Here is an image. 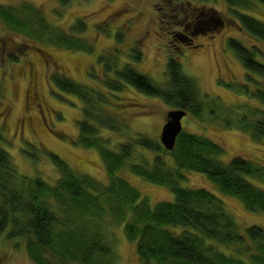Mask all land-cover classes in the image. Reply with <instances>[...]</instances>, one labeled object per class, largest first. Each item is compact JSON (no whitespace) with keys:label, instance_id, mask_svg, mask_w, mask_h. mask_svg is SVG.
I'll list each match as a JSON object with an SVG mask.
<instances>
[{"label":"trees","instance_id":"1","mask_svg":"<svg viewBox=\"0 0 264 264\" xmlns=\"http://www.w3.org/2000/svg\"><path fill=\"white\" fill-rule=\"evenodd\" d=\"M74 1L82 0L60 3L66 6ZM174 1L192 10L183 24L186 35L176 31L168 36L170 39L192 47L195 45L190 35L215 34L221 28L220 21L224 25L229 20L264 43V21L246 12L264 7V0H223L231 10L224 17L215 7L193 5L196 1L206 4L214 0ZM0 19L27 38L76 51L92 50L79 36L87 29L86 20L77 18L70 25V33H64L27 1L18 6L1 5ZM121 39L118 32L116 41ZM227 43L247 71L248 81L255 86L252 92L245 86L246 92L264 105V49L231 37ZM129 53L135 62L141 60L137 47ZM98 62L104 68L102 77L96 69L91 71L94 85L79 83L59 72L51 79L58 90L83 102L84 118L78 121L76 141L99 151L108 184L76 172L54 154L50 156L59 171L54 184L21 175L8 151L0 147V233L11 227L9 237H25L29 258L36 264H113L116 254L109 231L112 224L123 225L126 238L135 243L141 264H264L263 225L252 224L242 233L223 198L204 187L179 184L187 178L185 170L203 173L218 192L238 198L248 211L264 213V187L249 180L253 176L264 181V163L240 156L224 162L219 159L224 153L220 144L183 130L172 150L144 134L120 141L114 148L108 146L111 134L121 133V124L126 125L112 110L115 106L111 98H119L118 93L127 87L158 97L171 109L185 107L188 113L201 116L203 102L198 86L194 78L184 73L180 58H169L164 86L129 62L119 63L109 55L100 56ZM253 110L252 114L260 118L244 116L240 121L261 140L264 107ZM101 127L110 129L111 134L105 137ZM136 145L152 151L151 162L133 159ZM169 156L175 165L169 164ZM125 165L147 181L167 185L174 199L151 206L146 195L117 175Z\"/></svg>","mask_w":264,"mask_h":264},{"label":"rangeland","instance_id":"2","mask_svg":"<svg viewBox=\"0 0 264 264\" xmlns=\"http://www.w3.org/2000/svg\"><path fill=\"white\" fill-rule=\"evenodd\" d=\"M24 1L33 4L51 22L59 9L58 0H0V6H18ZM193 5L205 8L215 7L221 16L231 14L230 7L223 0H214ZM180 6L174 0H82L74 1L63 8L54 23L69 28L77 18L87 21V29L78 35L91 46L90 52L72 50L36 41L17 34L0 19V147L6 149L21 175L40 177L54 184L59 171L50 154L59 156L76 172L107 185L109 177L99 151L77 143L78 121L84 118L83 102L71 93L58 90L51 76L63 73L82 84H96L90 73L96 69L100 77L103 64L99 57L113 58L117 62H129L136 70L164 86L167 82L165 69L170 57L180 58L183 71L195 79L203 102L201 116L187 113L182 118L183 131L208 137L223 147L219 158L226 162L240 156L259 164L264 163V139H256L240 121L244 116L255 117L254 108L264 107L252 92L255 86L248 81V73L234 51L228 38H237L246 45H257L264 49V43L227 21L212 35L192 36L195 46L188 47L168 37L173 32H182L183 24L190 18L192 9ZM247 13L264 21V7L259 6ZM224 17V16H223ZM230 18V17H228ZM71 30V28H70ZM122 39L116 41V34ZM182 43V44H181ZM46 50L57 66L40 59L37 48ZM141 51V60L130 57V49ZM32 60L35 71L34 86L37 101L25 98L31 73L27 60ZM122 63V64H123ZM251 75V73H250ZM264 80V79H263ZM31 84V82H30ZM30 86V85H29ZM127 87L113 97L114 112L126 124H121V133L101 127L107 137L108 146L114 148L120 141L147 135L159 141L160 132L171 109L160 98L137 92ZM116 95V94H115ZM255 118H260L257 115ZM249 121V120H248ZM110 139V138H109ZM152 151L136 145L134 160L151 162ZM169 164L175 165L172 157ZM186 172V173H185ZM186 179L179 181L183 187H204L223 198L225 206L233 215L239 231L246 233L250 225L264 226V213L245 209L238 198L218 192L205 174L185 170ZM146 195L151 206L158 201L174 199L167 185L147 181L134 174L128 165L117 173ZM249 180L264 187V181L249 176ZM7 231L0 233V264H36L28 255L26 239L11 236ZM109 231L113 239L116 258L113 264H141L137 257L135 243L129 241L123 225L112 224ZM76 264V263H75Z\"/></svg>","mask_w":264,"mask_h":264},{"label":"water","instance_id":"3","mask_svg":"<svg viewBox=\"0 0 264 264\" xmlns=\"http://www.w3.org/2000/svg\"><path fill=\"white\" fill-rule=\"evenodd\" d=\"M220 26L223 22L220 21ZM187 114L185 107L168 111L166 122L160 132V143L167 150H172L176 144L178 135L182 132V118Z\"/></svg>","mask_w":264,"mask_h":264},{"label":"flooded vegetation","instance_id":"4","mask_svg":"<svg viewBox=\"0 0 264 264\" xmlns=\"http://www.w3.org/2000/svg\"><path fill=\"white\" fill-rule=\"evenodd\" d=\"M58 1H59V4H58L59 5V9H58L56 14H57V16H61L62 13H60V11H61L60 7L62 6L63 8H65V7H67L68 4L66 6L65 5L63 6V5H61L60 0H58ZM52 12L55 15V17L51 21V24L56 26V27L61 28L64 33H70V27L67 28V27H64V26H62V25H60L58 23H54V21L57 20V17H56L55 11H52ZM46 18H48V16H46ZM36 48H37L36 55H38L40 59L44 60L45 62H49V63H51L54 66H57V64H55V62L53 61L52 56L46 50H44L43 48H40V47H36ZM31 62H32L31 59L27 60L28 69H29L30 72H32L31 73L32 76H31V78L27 77L28 84H27L26 89H28V94H27V90H26L25 98L27 100H29V101H31V100L32 101H37V92L35 91V88H33L34 81H35V71H34V67H33ZM30 82H31V84H30Z\"/></svg>","mask_w":264,"mask_h":264}]
</instances>
